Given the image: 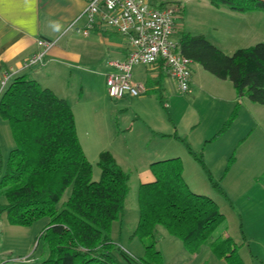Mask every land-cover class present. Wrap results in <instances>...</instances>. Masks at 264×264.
I'll use <instances>...</instances> for the list:
<instances>
[{
	"label": "trees",
	"instance_id": "1",
	"mask_svg": "<svg viewBox=\"0 0 264 264\" xmlns=\"http://www.w3.org/2000/svg\"><path fill=\"white\" fill-rule=\"evenodd\" d=\"M208 1L240 13L264 11V0ZM178 35L180 54L214 77L230 81L238 98L264 105V42L227 55L202 35L187 31ZM0 117L8 123L14 141L0 174V195L5 199L0 214H6L9 224L23 227L48 219L39 237L44 258L38 264H162L154 246L157 226L180 240L192 255L208 245L225 264H243L230 236L211 239L224 216L213 198L189 189L179 157L152 162L153 180L138 186V220L132 236L143 243L144 257L134 258L111 238L112 223L123 214L128 174L110 152L101 151L99 179L92 181V167L67 102L27 75H19L0 97ZM185 146L203 165L201 157ZM211 185L219 190L216 183ZM68 187L69 197L57 208Z\"/></svg>",
	"mask_w": 264,
	"mask_h": 264
},
{
	"label": "crops",
	"instance_id": "2",
	"mask_svg": "<svg viewBox=\"0 0 264 264\" xmlns=\"http://www.w3.org/2000/svg\"><path fill=\"white\" fill-rule=\"evenodd\" d=\"M88 1L0 0V79L4 73L10 76L9 81L16 76L27 75L38 82L40 86L50 89L56 96L65 100L72 109L76 132H78V123L74 107L78 109L80 116H88L90 113L84 107H81L80 91L83 88L85 89V87L92 89L93 84L97 82L102 85V88L106 89L105 75L114 71L110 63L112 61H123L128 52L125 37L107 25H98L91 29L87 35H83L77 31V28H83L86 24V19L81 14ZM222 8L227 12L226 22L230 24L228 29L231 33L233 32L229 40L213 42L202 33L197 35H202L225 54L264 42V40H258L264 38V11L240 13L232 11L225 6ZM74 20H76L75 29L64 33L63 31L66 26ZM213 31L218 32L216 27H213ZM245 36H249V38H245ZM54 39H57V41L44 54L43 64L30 67L23 66L26 58L42 50L37 44L38 40ZM193 64L199 65L197 63L191 64L192 76L190 87L183 97L190 101V104L199 105L205 104L208 101L212 105V109H210L209 116L207 117L208 119H205L206 128L199 133L201 138L197 144H194L188 132L182 131L180 134L182 137H180L177 127H174V134L173 132L158 133L160 137L169 136L181 141L184 145L185 154H189L193 159L195 157L188 152L185 143L188 144L193 154L202 153L205 161L208 158H221L225 153L223 149H215L212 153L211 149L208 150V145L214 140L213 135L216 133V128L225 121L226 117H228L227 115L232 112L235 105L241 106L243 109H258L255 107L256 103L250 102L247 98H244V100L238 98L230 81L221 80L216 77L215 79H211L206 77L201 71L196 73L192 68ZM143 66L145 67V74H138V76L136 74L137 77H144L143 81H139L138 78L136 80L133 79L131 74L132 81L140 83L145 87V92L142 95L150 91L157 100H159V96L162 100L164 99L163 101L167 100L164 96L168 98L175 96L177 91L176 84L160 65ZM122 98L128 102V105H131L137 96L124 95ZM122 98L118 100L121 101ZM180 98L179 100L175 99V106H177L178 102L180 103ZM94 99L97 100L98 98L95 97ZM124 100H122V103ZM5 122L0 117V140L6 139L11 148H13L14 141L9 125ZM201 122L199 116L194 121V124L200 126ZM95 125V120L92 123L87 122V126L97 133V128H94ZM85 130L84 134L82 133V139L86 145L93 146L102 142L99 135L93 138L87 137L88 129L86 128ZM77 136L84 152L82 140L78 133ZM9 138H11V141ZM111 154L115 161H118L115 152L111 151ZM166 155L152 156L149 161L156 159L165 160L167 157H170ZM172 155L176 154L172 153ZM178 156H180L181 161H189L186 155L178 154ZM182 167V177L189 189L193 192L208 194L220 207L221 197L207 186L204 179L188 175L183 162ZM255 172L251 176L248 175V178L245 176L246 179L243 182L235 181L232 188H229V186L228 188L224 187L228 194L233 195V197L238 196L237 199H241L239 211L240 215H242L241 230L243 234L242 241L239 243L240 245L230 237L238 246V254L243 264H264V182L260 178H257ZM252 176L253 179L251 180L250 177ZM235 188L239 189L237 194L234 192ZM1 215L2 213L0 214V264H32L33 260L26 257L30 253L35 237V233L31 234V231H29L31 225L27 227L11 225L7 221L6 214L5 219H1ZM3 234H7L5 238L9 239V241H5L6 246H2L4 241ZM14 251H20L25 256L14 257ZM223 264H225L224 261Z\"/></svg>",
	"mask_w": 264,
	"mask_h": 264
},
{
	"label": "rangeland",
	"instance_id": "3",
	"mask_svg": "<svg viewBox=\"0 0 264 264\" xmlns=\"http://www.w3.org/2000/svg\"><path fill=\"white\" fill-rule=\"evenodd\" d=\"M144 1L151 7L159 6L160 3H179L182 5L183 11L177 19L178 29L175 38L179 36L178 34L182 30L188 31L192 35L202 33L213 42H224L229 40L233 34L228 29L230 24L226 22L227 12L223 10V6L221 8L214 7L210 5L208 0ZM213 27H216L218 32L213 31ZM245 38H249V36H245ZM258 40L261 41L264 38ZM226 54L231 55L232 53ZM144 68L143 65L133 66L132 78L143 81L144 77L137 76L145 72ZM192 68L196 73L201 71L206 77L215 79L199 65L193 64ZM101 86L97 82L93 84L92 89L85 87L80 91V104L81 107L90 112L88 116H80L76 107L74 110L78 123L77 133L82 140L84 154L92 167V181L99 179L100 170L97 166V157L101 151L115 152L118 159L117 164L129 177L123 214L119 220L113 223L111 230L113 242L117 244L120 250L134 258L144 257L143 243L137 237L132 236L138 220V186L152 180L149 165L152 162L164 160L149 161L152 156L169 154L166 155L170 156L167 158H172L178 154H183L189 159V161H182L188 175L202 177L211 189H213L211 182L216 183L219 187V190L213 189L212 191L222 199L219 210L224 216V221L211 235V239L229 235L239 244L243 234L241 230L242 215L239 211L241 199H237L238 196L233 197V195L228 194L225 188L228 186L232 188L235 181L243 182L254 171H256L257 178L264 182V105L255 104L258 110L243 109V107L238 106L234 117L228 120L231 113L227 115L225 121L216 128V133L213 135L214 140L208 145V150L211 149V153L215 149H223L225 153L221 158H208L207 161L203 159L202 153L195 154L201 156L202 165L198 159H193L189 154H185L184 145L181 141L169 136L160 137L158 132H173L174 134V127H177L179 136L182 131L188 132L192 142L197 144L201 138L199 133L206 128L205 119H208L209 111L212 109L210 102L207 101L205 104L199 105L190 104V101L184 99V94L177 91L174 97L164 96L167 100L163 101V99L160 102L150 91H147L146 94L137 96L133 104L128 105L124 98H122L123 103L122 100L111 99L107 95L106 89ZM95 97L98 99L95 100ZM179 98L181 101L178 102L179 105L175 106L174 101L175 99L179 100ZM244 98L243 96L240 97L243 100ZM199 116L202 122L200 126H197L194 121ZM93 120L96 122L94 128H97V133L87 126V122L92 123ZM86 128L88 129L87 137L93 138L99 135L102 142L93 146L86 145L82 139ZM9 139L11 141V138ZM186 140L188 141V139ZM11 149V145L6 139L0 140V174L3 172ZM172 153L176 155L173 156ZM253 176L250 177L251 180ZM70 192L71 187L65 189L56 204L57 208L62 207ZM234 192L237 194L239 189L235 188ZM198 194L208 196L205 193ZM4 202V197L0 195V205ZM4 217L5 213H2L1 219H5ZM47 222V218H41L33 222L29 228L31 234L35 233L30 253L26 255L27 258L33 260L32 264H38L44 258V246L39 237ZM3 235L2 246H6L5 241H9V239L5 238L7 234ZM154 246L161 251L162 264H223V260L213 256L208 245L200 247L197 255L195 254L196 256L190 254L181 241L169 235L162 226L155 228ZM19 252L14 251L13 256H25Z\"/></svg>",
	"mask_w": 264,
	"mask_h": 264
},
{
	"label": "built area",
	"instance_id": "4",
	"mask_svg": "<svg viewBox=\"0 0 264 264\" xmlns=\"http://www.w3.org/2000/svg\"><path fill=\"white\" fill-rule=\"evenodd\" d=\"M183 7L179 3H165L162 6H149L144 0H89L81 14L86 19L83 28L77 31L87 35L98 25H107L125 37L128 46L123 61H112L114 71L105 75L107 95L114 100L124 95L140 96L145 87L132 81L131 70L135 65H160L174 80L180 94H186L191 82V59L177 51V19ZM76 20L64 29H75ZM57 39L38 40L42 48L23 62L24 67L43 64V56L54 46ZM9 75L0 79V97L7 88Z\"/></svg>",
	"mask_w": 264,
	"mask_h": 264
}]
</instances>
